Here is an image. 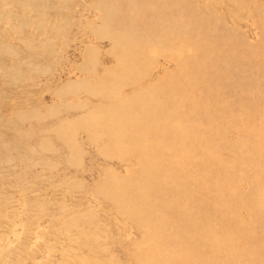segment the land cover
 Returning <instances> with one entry per match:
<instances>
[{
  "label": "rangeland",
  "instance_id": "obj_1",
  "mask_svg": "<svg viewBox=\"0 0 264 264\" xmlns=\"http://www.w3.org/2000/svg\"><path fill=\"white\" fill-rule=\"evenodd\" d=\"M24 1L0 0V43L17 51L13 56L3 50L0 56V263L138 264V245L146 235L142 216L124 211L108 189L112 183L128 186L138 170L139 161L146 158L142 156L149 155L148 150L154 146L149 132L151 127L148 126L150 119L149 123L148 119L143 122V125L148 123L143 134H146V140L145 137L139 142L131 139V126L118 135L120 142L116 145L121 144L115 146L108 142L107 136L111 133L110 130L108 133V129L111 127L105 125L107 113L100 111V107L110 106L112 99L119 107H125L128 102L130 106L135 93L175 78L176 67L169 60L174 59L170 55V47L181 42L176 29L188 35L193 31L192 24L199 20L197 39L200 43L197 45L201 51L212 53L213 61L216 60L215 72L227 76L215 85L227 103L228 112H224L239 117L240 121L238 118L235 120L246 129L248 127L243 124L248 119L260 127L263 118L258 111L264 108V59L251 61V57L259 51L264 52V0H179L180 5L175 8V0H146V4L134 6L147 5L156 14L153 18H145L138 8L136 11L132 9L131 15L137 13L134 25L129 32L125 29L122 31L134 42L139 41V45L142 44L140 38H154L141 46L146 51L152 47L151 55H148L152 63L148 66L140 63L139 69L145 71L144 77L138 75L140 82L127 80V74L116 66L118 56L113 52L111 37L104 31L107 28L109 34L108 30L113 29L112 24L109 26L107 15L112 14L115 6L104 8L105 0H48L53 5L48 10L44 7L49 3L47 1L34 0L39 3L37 6L27 5L29 1ZM13 25L14 30L17 28L15 31ZM171 30H176L174 35L169 34ZM161 42L166 46H162ZM183 46L184 49L178 54L188 53L186 45ZM114 64L117 69L110 73L115 74V79L116 75L119 76L118 81L124 80L115 84L116 91L112 94L106 90L109 84L107 79L113 80L107 70L108 66L113 67ZM243 106L249 117L242 116ZM184 112L182 108L181 113ZM210 112L219 116L223 108L221 104L214 103ZM92 113L93 121L90 117ZM98 115L103 116L104 120ZM201 117L205 120L203 114ZM155 119L159 121L156 115L152 116L153 122ZM81 123L88 128L85 127L86 131L82 130L84 127L81 129ZM90 124L91 132L94 127L98 129L95 128L89 135ZM93 134L96 137H91ZM231 135L233 140L246 136L244 131L241 136L237 131ZM259 135L264 138V131ZM162 137L166 139L165 134ZM250 137L257 138L258 133ZM127 140L135 142L134 147ZM49 142L53 145L50 146ZM143 144L145 148L140 149L143 153L138 152L137 155V148ZM69 145L73 151H69ZM75 149L79 150V155ZM243 151L248 153L250 147L245 146ZM236 156L234 151L225 152L228 159ZM256 162L260 165V169L255 167L256 177L251 181V178L237 181L242 201L233 208L239 212L238 216H249L252 220L256 217V224L251 227V233L257 235L254 238V254L255 259L264 264V157ZM150 198L169 199L163 193ZM252 201L250 207L244 205ZM203 229L207 231V227ZM242 229L232 234H238L241 240L245 236L244 230L249 228L242 226ZM228 231L220 223L213 225L214 235L220 237L222 242H228ZM210 253L215 259L214 263L229 264L228 259H221L216 251Z\"/></svg>",
  "mask_w": 264,
  "mask_h": 264
},
{
  "label": "bare ground",
  "instance_id": "obj_2",
  "mask_svg": "<svg viewBox=\"0 0 264 264\" xmlns=\"http://www.w3.org/2000/svg\"><path fill=\"white\" fill-rule=\"evenodd\" d=\"M28 1L29 3L27 5L31 6H37L39 4L35 3V1H47L49 3H46V6L44 7L48 10L53 6L50 2L51 0ZM145 1L146 0H105L103 5L104 8L115 6V9L112 10V14L107 15V17L109 18L107 20L110 23L109 26L112 24L113 29L108 30L109 34L106 31L107 28L106 30L104 29V31L106 35H109V37H111L113 43V52L114 54H116V56H118L119 62H117L116 66H119V69L127 74V76L125 75L127 77V80H131L133 82L141 81L138 75L144 77L145 71L142 72V70L139 69L141 66L140 63L144 64L145 66L150 65V62L152 63V60H149L148 56L151 55L152 49L150 48L152 47L149 48V51H146V49L142 50L143 48H141V46L145 45L154 38L153 36L147 37V39L140 38L142 44L139 45L137 44L139 43V41L134 42L122 31H124L125 29L126 32H129V29L133 27L137 13L131 15L132 9L136 11L138 7L134 8V6L146 4ZM178 1L179 0H175L173 6L174 8L180 5V2L178 3ZM196 7L197 6H195V8ZM138 9L140 11V14H142L145 18H147V16L148 18H153L156 15L147 5H144V7L141 6ZM261 9L262 8H260L259 10ZM9 15L10 14H8L7 16ZM14 21L15 20H13V22ZM255 25L257 24L255 23ZM14 27L15 26L13 25V30ZM147 27H149V25H147ZM192 27L193 31L188 35H185L181 31V29H176L177 38L180 39L179 42H181L180 45H173L172 47H170V55L174 59L169 60L174 62L175 64V78L171 80L167 79L161 84L154 85L155 87H147L135 93V97L131 99L132 101L130 102V106L127 100L128 103L125 105V107H119L116 103L114 104L115 100L112 99V104H110V106L100 107V111H102L104 114L107 113L105 125H108V128L111 127V129H108V133L109 130L111 133H107V137H109L108 142L110 144L120 146L121 143L119 145H116V143L120 142L117 139L118 135L128 127L131 128V126L133 127V129L131 128L132 131L131 129L129 130V135L132 137L131 139L135 138L138 142L142 141V138L146 135L143 134L144 130L146 129V125L149 123V119L150 124L148 126H150L151 128L149 127L150 131H148L153 137L151 138V140L153 139L154 141V146L152 147V149L150 150V147L147 148L150 150H148L149 155L142 156V158L146 157L142 160L139 159L140 161L138 170L136 173L134 172V175L129 180L130 182L128 186L124 187L120 183H112V186L109 187L108 191L109 193H111L112 197L116 199L119 204H121V207L124 209V211L129 210L142 216V225L146 228V235L144 234V241L140 245H138L139 251L136 255L138 264H216L214 263L215 259L213 258L211 253L209 254V251H216L220 255L221 259H228L229 264H261L260 261H257V259H255L256 256L254 254L256 252L254 251V238L257 235L254 236V234L251 233L253 231L251 227L253 228V224L256 222V217H254L253 220L249 216L246 218L240 215V217L237 215L239 214V212L236 211L233 207L239 205L242 201V196L238 191L240 189H238L239 183L237 184V181H245L249 178H251V181L253 178H255V171L258 168L260 169V167H258L260 165L256 162V160L264 157V138L260 137L259 135L261 131H264V108L259 109L258 111V115H261V117L263 118L261 121L262 125L259 127L258 124L251 122L248 119L247 123L243 124L246 125L245 127H248L247 129L240 124L239 117H236L235 115L232 117L224 112L227 111V103L225 100H223V97H221V92L216 89L215 85L217 86L219 82L225 80L227 76L219 72H215L214 66L216 60L213 61L212 53L207 50L201 51L200 47H198L197 44L198 42L200 43L199 39H197V31L200 28L199 20H195V22L192 24ZM149 28L151 29V27ZM176 30H171L169 34L174 35ZM163 32H165V30H163ZM31 45L33 44L31 43ZM183 45H186L188 53L185 52V54H178L179 52H181L180 50L184 49ZM162 46L165 47L166 45L162 44ZM3 50H7V52H10V54L13 56L17 52L12 47L6 46V44L4 43H0V56H2L1 52H3ZM260 52L262 51H259V53L257 54L255 53L251 57V61L262 58L264 59V52ZM4 53L6 52L4 51ZM21 63H23V61ZM116 66L115 64L113 67L108 66L109 70H107L109 71V75L113 78V80L110 81L109 79H107V82L109 84L107 85L106 90H109L112 94L116 91L114 89L115 84H117V82L121 83L122 80H124V78L122 77L123 79L119 80V82L117 79L119 78V76L116 75L115 79V74L110 73L112 70L115 71V69H117ZM87 79H89V77ZM162 79L160 81H162ZM103 83L104 82H102V85ZM91 84H95V82H91ZM104 93L102 95H104ZM109 96H111V94H109ZM120 96H122V94ZM102 100L104 101V99ZM117 100H120V98ZM214 103L216 105L221 104V107L223 108V113H221L219 116L210 112V107ZM182 108L185 111L184 114L181 113ZM98 112L99 111L97 109V113ZM242 113L243 117H249L247 115L246 107L244 106L242 108ZM201 114H203L205 120L201 117ZM155 115L159 121L155 119V122H153L151 119L152 116L154 117ZM92 116H94V114L90 115L91 120L93 121V119L95 120V118L92 119ZM101 118L103 121V116ZM235 118H238L239 121H236ZM86 119L85 122L87 121ZM144 119H148V123L143 125ZM89 123L90 122H88V124ZM74 125L77 126V124ZM80 126L81 129L82 127H84L83 124ZM88 126H90V135L96 130L95 128L97 127H94V130L92 129L93 131L91 132V124ZM102 126L104 127V124H102ZM85 127L82 130H85ZM152 128L154 130L151 131ZM236 131L239 132V136H241V132L244 131V134L246 136H241L240 138L233 140V137L231 138L230 135L232 132ZM104 132H100V134ZM253 133H258V137H250V135ZM164 134L166 136L165 140L162 137ZM94 135L95 134H93L91 137H96ZM124 135L126 136L125 133ZM65 136L67 135L65 134ZM261 136H263V134ZM161 138H163V141L161 140ZM71 139L73 140V138H70L69 140ZM131 139L129 140L133 141ZM129 140H127V143L130 142ZM91 142L95 143L94 141ZM64 143L66 142L64 141ZM134 143L130 142L133 147ZM145 143H147V141ZM166 143H169V145L165 146ZM50 144L51 142H49V145ZM144 144L142 145V147L137 148V155L138 152L143 153V151L140 149H142L143 147L145 148ZM52 145L53 144H51L50 146ZM66 145L67 144H65V146ZM74 146L76 148V145ZM112 146H110L111 150L113 149ZM136 146L138 147V145ZM245 146L250 147V151L248 153H244L243 151ZM46 147L49 146L47 145ZM70 147L71 146L69 145L68 148L70 150H68L73 151L74 149ZM45 149L48 150L47 148ZM77 149L79 148L77 147ZM77 149H75V153L79 155V153H77L79 152V150ZM227 150L234 151V154H237V156L228 159L227 157H225V152ZM148 152L146 151V153ZM242 153L247 155H244ZM248 183L251 182L248 181ZM158 193H163L171 200L166 198H150V196H154ZM208 198L211 199V201ZM253 201L250 204L245 202L244 205L250 207L251 204L253 205ZM216 223H220L222 227L228 228V232L230 233L227 239L228 242H222L220 237L214 235L213 225H216ZM242 226H244L246 229H249L247 231L244 230L245 236L240 240L238 234L232 233L238 229L240 231L243 230ZM203 227H207L206 232H204ZM205 251L207 253H205ZM88 255L89 254H87V256ZM135 263L136 262H134V264Z\"/></svg>",
  "mask_w": 264,
  "mask_h": 264
}]
</instances>
